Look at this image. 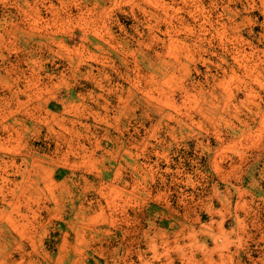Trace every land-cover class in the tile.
<instances>
[{"label":"rangeland","instance_id":"obj_1","mask_svg":"<svg viewBox=\"0 0 264 264\" xmlns=\"http://www.w3.org/2000/svg\"><path fill=\"white\" fill-rule=\"evenodd\" d=\"M0 264H264V0H0Z\"/></svg>","mask_w":264,"mask_h":264}]
</instances>
